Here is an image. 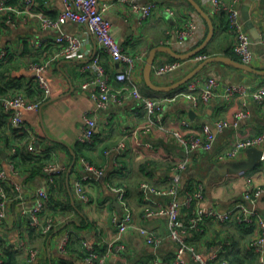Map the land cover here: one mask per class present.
I'll use <instances>...</instances> for the list:
<instances>
[{"label": "crops", "instance_id": "0c3cea01", "mask_svg": "<svg viewBox=\"0 0 264 264\" xmlns=\"http://www.w3.org/2000/svg\"><path fill=\"white\" fill-rule=\"evenodd\" d=\"M198 1L211 16L215 27V34L205 47L210 52L207 57L232 56L235 36L228 26L227 14L213 13L209 0ZM227 1L233 2V0ZM243 1L241 0L240 7ZM99 2L110 5L106 16L112 22L116 40L132 54L146 52V60L153 47L174 46L177 30L183 27L187 17L195 16L197 21L198 27L194 35L197 46L203 42L208 32L207 21L193 6H190L188 0H138L140 4L156 3L158 6L146 19L140 18V11L134 10L128 3L119 0H99ZM6 4L20 8L22 0H6ZM43 4L50 11L51 16L54 15L53 17H57L64 8L63 0H44L42 4L39 0H35L32 7L37 9ZM168 6L174 8L178 14L176 16L169 14L166 11ZM251 15L261 37L264 32V0L254 1ZM61 31L79 34L84 38L85 42L81 48L82 57L58 59L52 64L47 72L51 94L43 100L42 92L41 107L37 111L24 112L26 127L22 130L14 129L17 131L13 132V128L9 127L7 112L0 108V112L4 111L0 113V166L8 175L6 190L10 198L6 220L0 225L4 230V235H0V242L13 248L23 264H30L28 250L31 248L39 250L36 261L31 264H82L81 238L97 244L99 257L96 264H152L155 253L162 258L173 257L178 242L169 235V216L163 213L149 215L148 212H158L164 207L167 208L174 196L164 194L153 196L152 200H145L140 189L141 183L144 182L154 185L159 190H169L174 186L175 178L179 177L181 186L179 198H182L187 190L192 191L191 189L201 184L204 205L221 209L244 200V192L247 188L264 186V160L260 156L263 149L261 146L245 148L234 157L224 156L237 140L248 139L264 132V102L250 98L247 104L243 105L242 98L235 96L229 101L214 98L194 106L188 98H180L165 104V129L162 130L150 126V116L135 99L118 102L116 98L119 97L117 89L120 84L115 81L113 99L106 108H98L90 96L89 89L82 86L89 73L81 70V64L90 60L94 52H99L101 49L99 46L96 49L95 38L87 33L85 24L68 20L62 25ZM59 33L60 30L56 28L42 27L35 18L22 21L15 26L11 25L1 33L0 47L12 48L13 64L17 67L8 74L12 78L6 79L1 75V93L12 96L19 91L27 92L25 87L32 84L35 79L34 71L29 69L30 62L55 48ZM32 37L42 40L46 45L44 46L43 43L41 48H37L38 52L35 51L34 54L32 52L26 57L21 54L27 46L24 39ZM260 37L256 39L252 36L253 50L256 54V60L252 65L264 69V43ZM171 58L169 54L160 52L156 56L154 66L170 61ZM193 59H185L183 68L163 78L156 75L153 67L152 77L158 84H172L199 63ZM102 60L112 73L118 69V65L112 62L107 53H103ZM145 63L146 61L140 72L143 80L141 89L144 93ZM209 76L219 80L220 88L230 83L257 84L264 79V76L223 61L210 63L193 78ZM178 88L168 92L173 93ZM151 93L155 97L166 95ZM241 109H245L248 115L240 121L238 128L231 127L222 131L215 129L216 121L231 120ZM85 114L95 115L98 119L93 143L81 142L78 139L84 128ZM183 120H188L190 125L183 127ZM205 126L217 131L214 146L209 150L197 148L187 152L167 132L180 128L186 134L203 135ZM25 133L27 137L32 136L38 140L39 153L34 154L39 155L53 148L54 161L65 166L58 185L62 204L47 203L42 210L44 223L47 222L50 214L54 216L55 226L49 232L44 231L42 227L29 225L28 217L22 214L24 208H30L35 204V191L39 187L48 185L44 174L38 173L32 176L27 166L25 167L23 162L21 164L23 157L20 149L24 147L22 142L17 141L22 138L21 134ZM145 142H151L153 147H147ZM14 148L17 150L16 155L13 154ZM76 148L80 150L77 152ZM81 157L105 169V175L90 176L85 180L88 201L80 200L74 191L75 178L84 174L83 166L79 162ZM185 158H189L186 167L179 169L178 164ZM10 162H19L20 169L11 171ZM248 178L252 179V184L248 183ZM16 184L22 186L21 190L14 188ZM114 186H123L126 189L127 203L132 211V220L124 232L119 230L114 221L116 215L125 214L124 206L113 189ZM66 198L71 204L67 205ZM254 207H257L264 216V197L260 198ZM194 214L193 205L181 208V217L187 225ZM141 228L162 239L158 248L148 243ZM69 230L75 234L71 236L66 250L62 251L59 246L60 240ZM260 231L258 220L251 224H240L236 221L220 222L208 219L197 227L189 228L186 239L206 256L218 252L221 258L230 262L239 257L240 264H252L251 259L256 253L251 247ZM22 238L27 247L19 250L17 246ZM110 242L122 244L124 248L120 251L108 252ZM0 252H2L1 246ZM185 258L193 264H198L194 262L189 252L185 253ZM256 258L254 264H261L259 258L257 256Z\"/></svg>", "mask_w": 264, "mask_h": 264}, {"label": "built area", "instance_id": "2783aa9c", "mask_svg": "<svg viewBox=\"0 0 264 264\" xmlns=\"http://www.w3.org/2000/svg\"><path fill=\"white\" fill-rule=\"evenodd\" d=\"M122 3H128L134 10L140 11V18L146 19L150 17L157 9L156 3L140 4L138 0H119ZM35 0H22L20 8H14L7 5L6 0H0V34L4 33L11 25H17L22 21H29L35 18L44 28H56L60 30L56 37V47L44 52L42 57L37 61H32L29 64V69L34 71L35 79L42 90L44 96L51 94L50 81L47 75L49 68L58 59H78L82 57L81 48L84 45V38L79 34H71L62 32V25L68 20H72L79 24H85L87 33H90L95 38L96 49L101 51L94 52L91 59L81 64V70L88 72L89 76L83 81L82 86L89 89L91 98L95 101L98 108H106L113 99L114 82H119L120 87L117 89L119 97L116 99L119 103L133 98L143 110L150 116V126L165 129L164 106L168 102L176 101L180 98H188L192 101L194 106H199L201 102H208L211 99L217 98L221 101H229L235 96L242 98L243 105L247 104L248 99H253L258 102H264V79L261 82L254 83H230L224 88H220L219 80L214 76L198 77L189 80L186 85L178 88L170 94L162 97H155L145 94L141 89V71L142 65L146 61V52L138 54L130 53L123 45H121L113 35V26L110 19L106 16V12L110 7L107 3H100L99 0H63L64 8L53 18L48 16L44 11H40L32 7ZM241 0H209V6L213 13L225 12L227 14L228 26L235 36L234 52L241 59L242 62L253 64L256 60V54L253 50V38L242 20V11L240 7ZM166 11L169 14L176 16L177 11L168 6ZM198 27L197 21L194 17H187L183 23V27L177 30V40L174 46L179 51L185 52L197 46L194 40L195 31ZM264 43V32L260 37ZM32 46L41 48L43 41L34 37L29 39ZM173 46V47H174ZM12 53L10 46L0 47V61L6 59ZM107 53L114 64L118 65L115 72H111L105 66L102 55ZM194 61H202L207 58L205 54L195 55ZM184 61L182 59L170 60L155 65V72L157 76L163 78L165 75L172 74L183 68ZM42 99H30L24 93H18L12 96H5L0 93V108L5 112L10 113L11 124L18 130L26 127L24 120V112L37 111L42 104ZM248 115L245 109H241L235 113L231 120H218L215 123V129L222 131L231 127H239L240 121ZM98 119L95 115L85 114L84 128L78 139L81 142L93 143L95 139L96 127ZM190 125L188 120L182 121V126ZM203 135L186 134L182 129L176 128L168 130L171 136L182 145L187 152L194 149L201 148L209 150L214 146L217 137V131L209 126H205ZM38 140L33 137L28 143V150L32 153H39L37 146ZM147 147H153L151 142L144 143ZM261 146V159L264 160V132L244 140H237L225 153L226 157L237 156L243 149L248 147ZM16 148L13 149V154L16 155ZM189 158H185L178 164V168H185ZM79 162L83 166V175H79L74 180V191L76 196L82 201H88L89 196L86 191L85 180L90 176L100 177L105 175V169L92 163L90 160L81 157ZM11 171H16L14 162L9 163ZM65 166L58 161H52L45 166L44 171L47 186L39 187L35 191V204L30 208H24L22 214L29 219V224L35 227H42L46 232H49L55 226V220L49 219L46 223L42 220V210L45 205L51 200L50 188H57L56 175L61 173ZM8 175L5 169L0 167V225L6 220L8 214V206L10 198L5 190V183L9 182ZM248 183L252 184V179L248 178ZM21 185L16 184V189L21 190ZM114 191L118 194V200L124 206L125 214L123 216L116 215L114 217L115 223L121 232L126 231L131 220L132 211L127 203V192L123 186H114ZM141 192L145 200H152L153 196L173 194V198L162 210L150 211L152 213H163L169 216V235L177 240L178 246L173 257L162 258L158 253L152 260V264H193L190 260L185 258V253L189 252L194 262L199 264H230L226 259L220 258L218 252L212 253L210 256L199 252L195 246L190 244L186 239V233L189 228L197 227L208 219H214L220 222L236 221L240 224H251L258 220L261 227L260 233L254 240L253 247L258 255L261 264H264V216L257 207H254L260 198L264 197V186H252L245 190L244 200L237 204L221 209L215 206H205L203 185L199 184L194 190L186 191L182 198H179L180 180L175 178L174 186L169 190H159L154 185L144 182L140 185ZM253 206H249V205ZM194 206L195 214L191 217L189 225H187L181 217V208L183 206ZM141 232L145 235L148 243L154 245L156 248L162 242L160 237L152 233H148L146 229L141 228ZM73 231L69 230L60 240V249L65 251L71 239ZM75 234V233H74ZM0 235H4L3 228L0 227ZM86 255L83 258L82 264H96L99 257L97 244L92 243L84 238H81ZM18 249H25L27 247L25 240L22 238ZM124 248L122 244H115L110 242L108 244V252L120 251ZM29 262L36 261L39 254L38 249H29ZM0 264H5V260L0 254Z\"/></svg>", "mask_w": 264, "mask_h": 264}, {"label": "trees", "instance_id": "16d2710c", "mask_svg": "<svg viewBox=\"0 0 264 264\" xmlns=\"http://www.w3.org/2000/svg\"><path fill=\"white\" fill-rule=\"evenodd\" d=\"M43 1L44 0H39V2L42 4L43 3ZM23 4V3H22ZM190 4V6H192L191 5V3H189ZM37 10H42V11H44L48 16H51V14H50V11H48L47 10V8L44 6V4L43 5H40L38 8H37ZM54 16V15H53ZM53 16H51V17H53ZM53 18H55V17H53ZM228 21V20H227ZM24 43L27 45L26 46V48L24 49V51H22L21 52V54L22 55H25L26 57H28L29 56V54H31L32 52H33V54H34V52L36 51V52H38L37 51V48L35 47V46H32L31 45V43H30V41H29V39H24ZM46 44L44 43V46H45ZM234 51V50H233ZM199 54H205V55H209L210 54V52L206 49V48H204V49H202L200 52H198L196 55H199ZM37 55L38 54H36V57H37ZM43 55V54H42ZM39 56H40V54H39ZM42 57V56H41ZM40 57V58H41ZM172 57V56H171ZM232 57H234V58H236V59H238V60H241L237 55H236V53L235 52H232ZM40 58H37V59H32V61H37V60H39ZM171 60H177V58H174V57H172L171 58ZM185 60V59H184ZM13 61H14V57L12 58V55H11V53L9 54V56L6 58V59H4V60H2V61H0V80H1V78H2V76L1 75H3V76H5L6 77V79L7 78H9L10 79V77L11 76H9L8 74L9 73H12L13 71H15L16 70V64H13ZM31 61V62H32ZM12 78V77H11ZM14 80H16L15 78H14ZM17 83H15V85H16ZM144 86H145V89H146V91H145V94H148V95H152L153 93H151V92H157V93H163V94H169V93H171V92H160V91H154V90H152V89H150L147 85H146V83L144 82ZM25 90L27 91L26 93L24 92V94H26L27 96H29L30 98H32V99H41L42 98V96H43V94H42V90L40 89V87H39V85H38V83H37V81H36V79H34V82L32 83V84H29L27 87H25ZM149 90V91H148ZM22 91H19V92H16V93H21ZM39 92L41 93V94H39ZM1 93V92H0ZM3 94V93H2ZM36 96H39V98H36ZM153 96V95H152ZM0 113H4V111L2 110ZM7 115H8V117H9V127L11 126L12 128H13V132H15V131H17V130H14V129H16L12 124H11V121H10V113H6ZM21 135H23L22 136V138L21 139H19V141H17L18 143H21L22 142V144H23V149L21 148L20 149V151L22 152V160H21V164H22V162L24 163V166L26 167L27 166V170L28 171H30V173H31V175L33 176L34 174H44V175H47L46 174V172L44 171V168H45V166L46 165H48L49 163H51L52 161H54V159H53V148H51V149H48V150H46L45 152H43L42 154H39V155H36V154H34V153H32V152H30L29 150H28V148H27V146H28V143H29V141H31L32 139H33V137L32 136H26L27 134L25 133V134H21ZM80 149L79 148H76V151L78 152ZM17 154V153H16ZM79 158V157H78ZM15 163V166H16V168H19L20 169V166L18 165V163L19 162H14ZM26 163V164H25ZM1 167V166H0ZM61 175H63V172H61V173H59L58 175H56V180H57V185H59V178H60V176ZM7 183V182H6ZM6 183H5V190L7 189L6 188ZM14 187V186H13ZM15 188V187H14ZM59 188H58V186H57V188H54V187H51L50 188V191H51V194H52V196H51V200L48 202V203H54V204H62V201L59 199V190H58ZM195 189V188H194ZM194 189H191V190H194ZM7 191V190H6ZM8 194V193H7ZM67 199V198H66ZM66 201V203H67V205L68 204H71L70 202H69V200L67 199V200H65ZM63 207H65L66 205L64 204V202H63ZM43 214V213H42ZM52 215H54V214H52ZM49 219H53L54 220V216H51V214H50V216H48V219H47V221L49 220ZM30 225V224H29ZM33 227H35V226H33ZM73 234L74 233H72V236H73ZM80 240V239H79ZM0 246H1V248H2V252H0V254L1 255H3L2 257L4 258L5 256V258H6V261H5V264H23L22 263V261H21V258L17 255V253L15 252V250L13 249V248H11L10 246H6V244L5 243H3V242H0ZM252 248V250L255 252V250H254V247L252 246L251 247ZM81 255H82V258H84L85 257V255H86V252H85V249H84V246H83V244H82V247H81ZM256 253V252H255ZM257 257H258V255H257V253L255 254ZM256 256H253V258L251 259V263L252 264H254L255 262H256ZM221 258V257H220ZM222 259H225V258H223L222 257ZM5 260V259H4ZM229 261V260H228ZM259 261V260H258ZM230 262V261H229ZM261 263V262H260ZM199 264V263H198ZM230 264H240V258L239 257H236V258H234V259H232L231 260V262H230Z\"/></svg>", "mask_w": 264, "mask_h": 264}, {"label": "water", "instance_id": "95a60500", "mask_svg": "<svg viewBox=\"0 0 264 264\" xmlns=\"http://www.w3.org/2000/svg\"><path fill=\"white\" fill-rule=\"evenodd\" d=\"M192 6L205 18V20L208 23V32L201 44L194 47L191 50L182 52L173 47L172 45H158L153 47L147 57L145 66H144V80L146 85L154 90V91H160V92H168L171 90H174L189 80H191L195 75L200 73L204 67L209 65L212 62L215 61H223L227 64H230L234 67L247 70L250 72H253L255 74L264 76V69L257 68L256 66H253L252 64H248L245 62H242L241 60H238L232 56L227 55H213L208 56L204 60L200 61L192 70H190L186 75L181 77L179 80L175 81L172 84H158L154 81L152 77V70L154 67V62L156 59V56L160 52H165L169 54L170 56L177 58V59H189L193 56H195L198 52H200L202 49L208 46L210 41L212 40L214 34H215V27L213 20L209 13L206 11V9L202 6V4L198 0H188ZM255 0H244L241 6L242 11V20L244 21L246 27L251 32L252 36H254L256 39H259L260 32L258 28L256 27L254 20L251 15V7ZM1 36V34H0ZM261 156V155H260ZM72 167V166H71ZM71 170V168H70ZM69 170V171H70Z\"/></svg>", "mask_w": 264, "mask_h": 264}]
</instances>
